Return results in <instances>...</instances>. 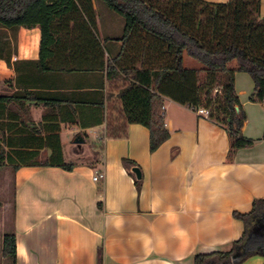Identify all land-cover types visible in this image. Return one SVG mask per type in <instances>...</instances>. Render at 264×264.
I'll return each mask as SVG.
<instances>
[{
  "label": "crops",
  "instance_id": "0c3cea01",
  "mask_svg": "<svg viewBox=\"0 0 264 264\" xmlns=\"http://www.w3.org/2000/svg\"><path fill=\"white\" fill-rule=\"evenodd\" d=\"M96 1L98 50L112 62L125 23L107 7L102 22ZM1 30L0 194L8 188L9 197L0 201V264H12L2 254L8 234L16 238V264H194L243 236L234 213L248 214L264 199V107L251 101L248 74L237 73L235 87L247 114L242 135L254 146L227 163L226 128L164 98L170 137L151 152L142 125L109 137V125L124 122L119 95L128 84L109 79L100 58L65 54L41 64L38 27ZM77 144L88 150L76 154ZM61 161L73 170L58 167ZM99 174L105 178L94 181ZM243 264H264V257Z\"/></svg>",
  "mask_w": 264,
  "mask_h": 264
},
{
  "label": "trees",
  "instance_id": "16d2710c",
  "mask_svg": "<svg viewBox=\"0 0 264 264\" xmlns=\"http://www.w3.org/2000/svg\"><path fill=\"white\" fill-rule=\"evenodd\" d=\"M93 1L0 0V27H38L41 64L65 54L75 61L92 55L101 59L100 69L109 79L122 78L128 84L119 95L124 122L118 128L110 124L109 137H120L127 125L139 124L150 131V150L155 152L170 137L161 117L163 99L169 98L207 110L226 128L227 163L239 149L254 146L256 141L242 135L247 114L235 76L248 74L254 82L251 101H264L261 0H100L125 23L120 54L107 63L98 50ZM3 163L0 159V167ZM58 167L72 171L74 165L61 161ZM136 185L139 188L140 181ZM234 217L244 224L243 236L227 251L197 255L194 264H243L264 257V199L254 201L250 213L235 212ZM2 254L16 264L14 234L5 235Z\"/></svg>",
  "mask_w": 264,
  "mask_h": 264
},
{
  "label": "rangeland",
  "instance_id": "374dc122",
  "mask_svg": "<svg viewBox=\"0 0 264 264\" xmlns=\"http://www.w3.org/2000/svg\"><path fill=\"white\" fill-rule=\"evenodd\" d=\"M96 6H97V9H98V13L102 16V22H106V17H107V8H106V5L102 2V1H96L95 2ZM112 15H115L117 16V18H120V20H122V22H124L123 18L121 16H119L118 14L112 12V11H109ZM105 18V19H104ZM2 27H0V41L2 40L3 38V34H2V30H1ZM1 44V42H0ZM87 143H90L91 144V140H89ZM100 149V147L98 148V150ZM86 150H88V145H84V144H77L75 146L72 147V151H75L76 154L78 153H83V152H86ZM101 150V149H100ZM74 152V153H75ZM84 154V153H83ZM98 155L100 154V151L99 153H94V155ZM68 162V161H67ZM70 162V161H69ZM73 163V162H72ZM8 195V196H7ZM4 197H9V190L8 188L6 189V196L0 194V201H3L5 198ZM6 231H10V228L8 227L6 229Z\"/></svg>",
  "mask_w": 264,
  "mask_h": 264
},
{
  "label": "built area",
  "instance_id": "2783aa9c",
  "mask_svg": "<svg viewBox=\"0 0 264 264\" xmlns=\"http://www.w3.org/2000/svg\"><path fill=\"white\" fill-rule=\"evenodd\" d=\"M262 105L264 107V101L262 102ZM164 109H165V107L163 106L162 107V111H164ZM197 112L200 115L209 116V112L207 110L199 109ZM104 178H105V175L104 174H99V175H97V176L94 177V181H99V180L104 179Z\"/></svg>",
  "mask_w": 264,
  "mask_h": 264
},
{
  "label": "water",
  "instance_id": "95a60500",
  "mask_svg": "<svg viewBox=\"0 0 264 264\" xmlns=\"http://www.w3.org/2000/svg\"><path fill=\"white\" fill-rule=\"evenodd\" d=\"M132 171L136 175L137 179L140 180L142 177L141 171L138 168H133Z\"/></svg>",
  "mask_w": 264,
  "mask_h": 264
}]
</instances>
